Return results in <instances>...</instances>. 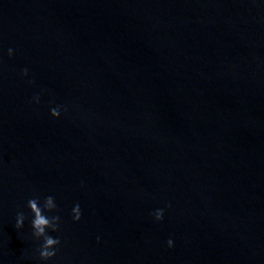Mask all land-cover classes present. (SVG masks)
<instances>
[{
  "label": "water",
  "instance_id": "obj_1",
  "mask_svg": "<svg viewBox=\"0 0 264 264\" xmlns=\"http://www.w3.org/2000/svg\"><path fill=\"white\" fill-rule=\"evenodd\" d=\"M0 264H264V0H0Z\"/></svg>",
  "mask_w": 264,
  "mask_h": 264
},
{
  "label": "clouds",
  "instance_id": "obj_2",
  "mask_svg": "<svg viewBox=\"0 0 264 264\" xmlns=\"http://www.w3.org/2000/svg\"><path fill=\"white\" fill-rule=\"evenodd\" d=\"M12 54V50L9 49V55ZM26 74V72H25ZM58 109H52L51 115L53 117L59 116ZM28 207L30 208L31 212L34 214V219L32 220V228L33 234L36 238L43 237L44 243L39 249L40 258L42 260H48L56 255L55 246H57L60 241L57 238H53L52 236L47 234V229H51L52 231H56L58 229L59 224V216H52L48 217L44 213L45 211H52L56 208V204L54 203V198L48 196L44 200L43 208L39 206V198H33L28 201ZM74 219L79 221L81 218V211L80 207L77 204L74 209ZM157 220H161L163 218V211L158 210L155 214ZM25 220V215L23 212H19L16 218V225L17 229L22 228ZM169 247L172 246V241H168Z\"/></svg>",
  "mask_w": 264,
  "mask_h": 264
}]
</instances>
